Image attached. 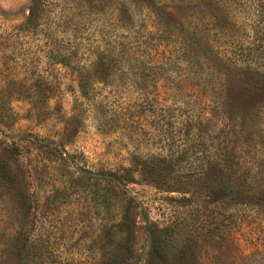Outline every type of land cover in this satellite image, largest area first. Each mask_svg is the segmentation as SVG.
<instances>
[{"label":"rangeland","instance_id":"obj_1","mask_svg":"<svg viewBox=\"0 0 264 264\" xmlns=\"http://www.w3.org/2000/svg\"><path fill=\"white\" fill-rule=\"evenodd\" d=\"M32 2L0 0V264H264V206L215 195L264 190V107L226 104L213 1Z\"/></svg>","mask_w":264,"mask_h":264},{"label":"trees","instance_id":"obj_2","mask_svg":"<svg viewBox=\"0 0 264 264\" xmlns=\"http://www.w3.org/2000/svg\"><path fill=\"white\" fill-rule=\"evenodd\" d=\"M213 4L208 3L210 10V18L216 20L215 24L216 32H219L224 37H228L232 40V47L230 55L225 58V61H229L234 67H237L241 73L237 76L241 90L237 91L234 95H231L228 91L226 97L228 100L226 104L229 105V98H236L239 109H256V111L262 110L264 107V0H212ZM227 2H235L234 5L243 7L247 11V17L249 19L248 24L244 21L241 30L236 29V24L232 20L228 11L225 14L222 13L221 5ZM219 14H218V13ZM37 15L36 0H33L31 7L29 8L28 21H32ZM218 15H220L218 17ZM245 17V16H244ZM243 17V18H244ZM234 30V34L230 35V31ZM241 31V33H240ZM218 35V34H217ZM213 38V37H212ZM209 37L208 44H213L214 40ZM210 46H208V49ZM213 50V48H212ZM216 56L219 53L215 52ZM224 58L222 57L221 60ZM228 73V72H227ZM228 79V74H223V80ZM221 79V82L223 81ZM223 84V83H222ZM243 92V93H242ZM220 105L224 104L220 100ZM226 174V173H225ZM224 184L221 185L215 192L216 199L227 200L232 199L240 204H251L256 206H264V190L253 191V189L244 184H238L234 189H230L226 182L228 177L232 178V174H222ZM206 178V177H205ZM235 178V177H234ZM241 183H246V180L240 175ZM237 180V178H235ZM156 240H154L151 233V247L154 248Z\"/></svg>","mask_w":264,"mask_h":264}]
</instances>
